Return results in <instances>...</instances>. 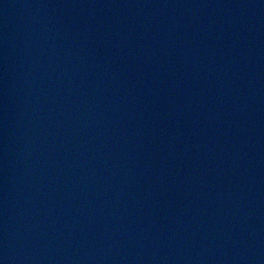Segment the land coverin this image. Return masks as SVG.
I'll use <instances>...</instances> for the list:
<instances>
[{
  "label": "water",
  "instance_id": "obj_1",
  "mask_svg": "<svg viewBox=\"0 0 264 264\" xmlns=\"http://www.w3.org/2000/svg\"><path fill=\"white\" fill-rule=\"evenodd\" d=\"M0 264H264V0H0Z\"/></svg>",
  "mask_w": 264,
  "mask_h": 264
}]
</instances>
